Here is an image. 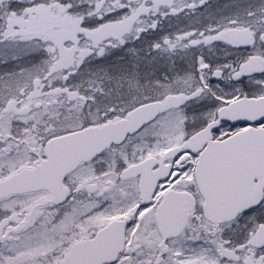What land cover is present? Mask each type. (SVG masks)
Listing matches in <instances>:
<instances>
[{
  "label": "flooded vegetation",
  "instance_id": "af4514ba",
  "mask_svg": "<svg viewBox=\"0 0 264 264\" xmlns=\"http://www.w3.org/2000/svg\"><path fill=\"white\" fill-rule=\"evenodd\" d=\"M1 2L9 1L0 0ZM18 20H22V18ZM8 23L5 26L6 29L0 31V88L3 93L8 91L7 96H5L6 103L0 109V182L43 162L46 157L45 145L48 141V139H36L35 145L32 146L22 139V84L7 90L9 85L6 84L8 81L5 79L9 73L22 74V60L19 65L14 67L11 66L12 62L6 63L4 60L6 49L14 45L12 43L22 44V32H18V30L14 33H8L12 21L10 25ZM69 33L73 34V32ZM43 35L45 34L43 33ZM72 36V40H74V35ZM46 38H49L46 39L47 41L53 42H50L53 45L51 53H61L58 49L62 45L63 35L61 34L59 38L49 35ZM219 41L225 45H231L235 49L238 48L226 39L219 38ZM64 46L65 44H63V48H65ZM261 72H264V66L256 72H249L244 75L237 73L232 77L236 83L242 84L246 82V79ZM41 83L43 85V82ZM36 85L38 87L35 88V94H43V86L39 87L40 84L37 82ZM81 99L84 102L90 103L91 101L88 96H83ZM190 101H187L183 108L192 102ZM82 106L84 110L77 112L79 113L77 116L79 122L76 121L69 132L100 127L108 121H115L123 117H112L107 120L106 110L103 112L88 110L87 106L90 108L91 105H87V103H83ZM113 113L110 111L111 115H115ZM216 118H213V121H216ZM146 128L145 126L136 135L128 137L122 145H113L93 160L82 163L74 172L69 174L63 181V187L67 190V194L60 202H55L54 195L48 191L24 194L22 192L11 193L0 197V264H58L75 245L91 241L111 223L122 222L126 219L129 224L125 228L124 250L111 264H119L124 257L126 259L125 264H165V258L170 251L169 246L177 239L162 241L157 229L155 215L168 192L184 193L191 196L194 208L188 212L187 224L182 236L190 232L198 234V237L203 236L201 242H205L203 245L210 247L216 264H264V213L255 219L252 218V221L247 224L243 222L248 217H253L264 211V197L258 209L239 216L234 222L215 224L206 221L204 218L202 193L195 180V170L199 156L205 148L198 153L184 151L173 156H167L166 153L170 150L168 149L161 156L150 157L155 159L154 164L141 167L138 175L131 178L125 174V171L129 167L150 159L149 157L123 170L119 166L117 168V181L115 183L107 181V174H110V169L114 165L117 167L112 158L117 155L119 149L138 137ZM260 128L264 130V125ZM244 130L247 128L232 127L222 123L220 128L213 133V141H223ZM58 135L61 134L54 136ZM165 156H167L166 159H164ZM107 166L109 167L108 170ZM165 167H169V177L157 183L154 193L149 199H144L141 194V178L149 177L151 185L156 172L162 171ZM122 180L131 184L132 193L135 196L134 211L124 217L110 218L102 224L91 225V216L100 214L105 209L107 194L110 197L114 196L113 194H119L121 191L119 184ZM212 194H224V192H212ZM145 215H148L150 219L151 232L158 236L157 240L150 238V234L144 230L145 226L141 221ZM237 221L241 224V228L235 229L233 226ZM255 221L258 222L257 229L254 234H251V223L255 226ZM132 228H134L133 231L129 232ZM221 228L226 229L221 232ZM194 238H190L187 243L198 245L199 241ZM112 243V238H105L101 242L104 245V251L106 250L105 246ZM186 251L189 252V250ZM87 256L89 257V255Z\"/></svg>",
  "mask_w": 264,
  "mask_h": 264
},
{
  "label": "trees",
  "instance_id": "16d2710c",
  "mask_svg": "<svg viewBox=\"0 0 264 264\" xmlns=\"http://www.w3.org/2000/svg\"><path fill=\"white\" fill-rule=\"evenodd\" d=\"M7 1L0 3V31L12 19L22 18L24 44L36 37L40 39L45 32L59 38L66 28L73 32L75 42L64 47H74L75 53L88 55L89 64L84 59L83 65L69 68L78 77L70 83L65 79L53 83L52 77L45 75L44 93L57 92L53 94L56 101L69 95L88 96L90 103L82 99L78 102L90 104L92 111L106 110L107 120L170 95H194L200 91L194 80L198 57L194 48L177 44L166 50V42L175 43L183 34H187L185 42H189L193 31L197 34L212 27L220 28L219 36L229 29H241L253 35L254 26L264 33V0L237 12L233 0ZM198 23L203 24L197 26ZM212 45L227 46L232 53L237 51L218 37ZM42 46L46 51L53 48L49 42ZM246 52L242 53L248 57ZM94 55L99 56V63H91ZM261 55L264 57V53ZM157 63L163 68H158ZM48 82L51 86H47Z\"/></svg>",
  "mask_w": 264,
  "mask_h": 264
},
{
  "label": "water",
  "instance_id": "95a60500",
  "mask_svg": "<svg viewBox=\"0 0 264 264\" xmlns=\"http://www.w3.org/2000/svg\"><path fill=\"white\" fill-rule=\"evenodd\" d=\"M223 37L237 44L242 50L251 46L252 36L246 31H226ZM257 64V61H252L242 66V75L253 71ZM258 67L261 68V65ZM188 100L186 96H169L163 101L140 106L115 122L50 139L45 145L44 161L0 182V197L11 193L48 191L54 195L55 202L62 201L67 194L63 187L64 179L82 163L93 160L112 145L123 144L128 136L138 133L159 115L181 108ZM222 122L233 127L251 128L224 141H213L212 134L220 128ZM262 124L264 97H244L221 107L215 122L207 124L180 147L167 152V156H173L184 151L198 153L205 148L198 159L195 180L202 193L204 217L210 223L232 222L241 214L261 205L264 197V130L255 129L254 126ZM154 162L155 159H146L136 166L129 167L125 174L132 178L139 174L141 167L153 165ZM169 174V167L157 171L151 185L149 177H142V197L149 199L156 184L166 180ZM146 188L148 189L144 191ZM193 208V200L188 194L168 192L165 195L155 215L163 242L182 235L186 228L188 212ZM128 224L127 219L111 223L91 241L75 245L58 264L114 263L124 249V232ZM105 238H112L113 243L107 244L104 251L101 242Z\"/></svg>",
  "mask_w": 264,
  "mask_h": 264
},
{
  "label": "rangeland",
  "instance_id": "374dc122",
  "mask_svg": "<svg viewBox=\"0 0 264 264\" xmlns=\"http://www.w3.org/2000/svg\"><path fill=\"white\" fill-rule=\"evenodd\" d=\"M258 2L259 0H233L232 3L236 7L235 12H237ZM43 15L45 14L42 13ZM203 23H198L197 26H201ZM253 28L255 29V32L252 30L254 44L251 51L246 52L248 53V57L247 55L244 56L242 53L244 51L237 49L235 53H232L227 46L212 45V41L220 35L218 31L219 27H212L197 34H193V31L192 40L189 42H185L187 34L178 36L175 43L173 41L166 42V50H172L174 45L177 46V44H180L182 48L185 46L194 48L195 54L198 55L195 61L194 80H196V89L200 91L198 94L192 96V98L190 97L192 102L190 101L191 103L185 108L171 110L160 116L146 130H143L138 137L119 149L117 155L112 158L117 167L114 165L110 169V174H107L108 182L115 183L117 181V168L119 166L123 170L148 157L161 156L168 149L180 145L183 140L201 129L205 123L213 120L216 117L217 110L222 106L242 98L243 95L264 97V72L246 79V82L242 84L236 83L232 77V75L240 72V65L246 64L249 61V55L252 56L253 54L252 59L257 60L258 64H264V57L261 55L264 53V33L260 32L256 26ZM21 30L22 20L13 19L8 33H14L15 31L22 32ZM45 30L46 28L42 31ZM61 34L63 35L62 45L58 49L61 53L55 63H52V57H54L55 53L51 56V51H46L42 46L45 42H51L50 40L47 41L46 39L49 38L46 37L54 35L53 33H46L40 39L36 37L34 41H28L30 43H12L14 45L9 46L4 55L6 63L12 62L11 66L13 67L19 65L22 60V74L9 73L5 79L8 81L6 84L9 85L7 90L14 88L18 84H22V139L26 143L32 144V146L35 145L36 139L47 140L56 134L68 133L69 129L73 128L70 126H74L76 121L79 122L77 119L79 113L77 112L84 110L83 103L78 102L81 98L75 95H69L66 99L56 101L53 94L57 92L50 91L49 94L47 92L41 95L35 94V88L38 87L36 82L41 87V82H44L43 77L46 79L45 75H50L53 83L62 79L70 83L72 79H77L78 77L71 71L66 72L65 69L73 66L74 63H78V65L81 63L80 65H83L82 61L84 59L89 64L88 60H86L88 55L75 53L74 47L69 49L63 48V44L71 45V43L75 42V39L72 40L73 36L68 32V29L65 28ZM85 38H88V35ZM165 49L163 52L166 51ZM99 61L98 55H94L91 58V63H99ZM161 66L163 65L157 63L158 68H163ZM88 68L90 67L88 66ZM47 86H51V83L47 84ZM43 90L45 91V89ZM173 93L176 94L178 92L173 91ZM7 94L8 91L3 93L0 88V109L6 103L5 96ZM87 109L90 110L88 106ZM108 169L109 167L107 166ZM119 186L121 189L119 194H113L114 196L112 197L107 194L106 207L103 212L91 216V225L102 224L110 218L124 217L134 211L136 205L131 184L122 180ZM263 213L264 211L253 217L250 216L243 222L247 224L249 221H252V218L255 219ZM141 223L144 224V230L150 234V238L157 240L158 236L151 232L148 215H145ZM257 225V221H255V226L251 223V234H254ZM233 227L235 229L241 228V224L237 221ZM133 229H130L129 232H132ZM225 229L221 228L220 230L222 232ZM256 237L259 238L258 236ZM190 238L199 241L198 245L194 243L188 244L187 241ZM202 239L203 236L200 235L198 237V234L190 232L172 242L169 246V254L165 258V264H216L214 254L211 252L210 247L203 245L205 242H201ZM186 250H189V252ZM125 260V257L122 258L119 264H125Z\"/></svg>",
  "mask_w": 264,
  "mask_h": 264
}]
</instances>
